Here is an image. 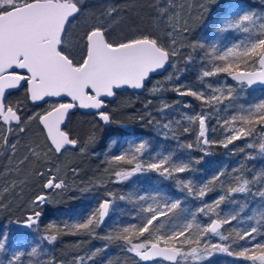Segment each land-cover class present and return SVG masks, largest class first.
<instances>
[{
    "label": "trees",
    "instance_id": "1",
    "mask_svg": "<svg viewBox=\"0 0 264 264\" xmlns=\"http://www.w3.org/2000/svg\"><path fill=\"white\" fill-rule=\"evenodd\" d=\"M153 1L155 3V0ZM82 4L85 11L92 14V19L100 17L108 24L113 40L130 37L141 31L154 33L146 29L144 24H140L139 17L146 15V11L149 10L143 0H82ZM113 6L121 10L120 14L107 17L105 15L107 10ZM135 6L140 8L139 13ZM242 10L253 11L264 17V0H222L220 4L212 6L210 11L196 17L194 24L187 26L188 31L179 34L184 47L180 50L178 59L171 61V68L166 74L152 79L143 94L135 95L129 91L117 93L114 100L108 103L105 110L112 114L115 123L103 126L95 115L75 113L71 116L67 130L86 145L85 151L81 152L78 147L62 154L50 152L56 159L65 154L62 160L66 171L63 177L67 185L65 189L58 192L43 190V183L47 181V177L35 178L34 175L39 171L36 169V160L30 171L28 170L22 178L17 180L10 175L5 176L7 162L18 165L29 155V145L37 147L26 135L29 126L42 131L41 126L37 120L27 124L26 138L22 137L25 140L24 145L23 143V146L18 145L15 155L6 158L0 164V189L13 183L12 180L17 181L15 194L11 195L13 198L8 199L10 192L0 191L3 202L8 205L6 207L8 210L6 208L0 210V237H6V240H0L6 245L5 249L0 251V264H8L14 253H24L16 264H51L52 261H55V264H79L80 260H83V264H168L158 261L141 263L134 253L126 250L127 246L122 241L107 237L115 236L125 226L133 224L139 226L148 215L141 211L142 207H147L148 204L153 206L159 204L163 207L165 203L170 204L177 200L181 202L180 207L167 217H161L155 225L157 227L159 224L163 225L160 234L180 229L193 219L195 224L192 231L196 232L197 226H207L213 218H230L231 215L238 214L236 220L222 225L220 229L223 235L230 237L229 241H221L219 236L215 235L205 239L210 243H228L235 240L237 243L233 244L232 250L238 251L237 244L244 242L237 240L236 232L257 227L256 238L264 242V199L257 194L264 191V153H261L258 147L259 143L264 142V137L256 138L257 132L262 131L261 126L255 125L256 132L253 136L235 141L227 148L220 144L224 140L225 130L222 121L230 120L233 115L247 114L246 110L254 109L258 103L264 101V90H250L246 86L241 88L240 85L231 83L227 74H219L224 76L223 81L217 80L219 89L225 96L231 89V96L217 105L215 110L200 100L179 94L189 89L200 91L196 85L203 81L202 72L210 70L214 64L223 63L214 61L204 49L200 47L193 49L188 45L203 44L208 53H211L212 47L215 46L217 54L222 55L229 47L240 44L241 47L237 51H243V44L247 43L250 34L240 30L217 31L225 19L235 18ZM83 21L84 17H81L79 21L73 22L74 40L83 32L85 27ZM129 27L131 29H128ZM229 59L233 60L232 57ZM233 62L240 63L241 67L238 69L240 71L255 70L251 67V61L248 67H244L242 59ZM164 105L169 107L161 111ZM39 111L41 110L38 109L36 112H43ZM205 113L209 116L206 126L211 129L208 139L216 142L208 146H203L197 141L198 123L188 120L189 116ZM165 123L169 124L168 129L163 128ZM185 128L189 131L185 132ZM144 141L147 142L146 151L139 159L153 162L164 155H172L174 161L188 162L191 170L174 174L173 179H166L155 171H149L134 174L127 180H120L115 173L128 171L132 166L124 162H112V157L130 153ZM45 143L48 147L46 140ZM189 143L193 144L192 149L186 147ZM249 143L255 147L248 148ZM37 148L41 149L40 146ZM66 156L71 157L68 163H65ZM197 159L200 160L199 163L195 162ZM218 173L223 175L217 179ZM181 179L185 183L192 181L194 189L192 193L178 183ZM245 179L249 181L250 191L229 192L230 188L240 186ZM205 185L206 195L201 198L199 189ZM43 192H49L50 200L42 205L41 209H37L43 213L39 229L35 227L24 229L21 224L31 214V209L27 206L29 198H35ZM109 194L114 200L106 222L92 233L70 227L74 223L83 222L101 201L109 198ZM140 195L156 199L136 202ZM221 195L225 199L217 207L214 202ZM120 196H124L125 199L121 200ZM205 205H211L214 211L199 213V208ZM49 225H55L59 229L58 238L52 244L44 239L49 234H57L49 229ZM65 225L69 227L66 228ZM137 239L133 237L134 242ZM33 248L37 249L35 256L29 255ZM176 264H183L181 258ZM189 264H247V262L234 255L218 253L207 260L192 261Z\"/></svg>",
    "mask_w": 264,
    "mask_h": 264
},
{
    "label": "snow or ice",
    "instance_id": "2",
    "mask_svg": "<svg viewBox=\"0 0 264 264\" xmlns=\"http://www.w3.org/2000/svg\"><path fill=\"white\" fill-rule=\"evenodd\" d=\"M155 10L157 18L167 16L170 20L169 9L160 5H150ZM127 10V9H125ZM118 7H110L105 14L113 17L120 14ZM84 17V29L73 39V22ZM230 30H240L250 34L249 40L243 44V51H237L240 44L229 47L223 54H217L216 47H212V52L208 53L203 44H190L189 47L204 49L214 61L223 63L214 64L210 70H204L202 77L211 78L219 74H227L236 80L241 88L251 87L254 84L264 85V17L253 11H243L235 18L225 19L223 25L217 28L218 32ZM188 31L187 25L177 28L174 23L169 24L168 34L171 37L170 44H164L158 36L148 32H137L130 37L118 40L111 38V29L100 17L92 19V14L85 11L82 0H0V148L5 151L11 150V155H15L19 135L26 133V126L32 120H37L45 132L48 142V152L62 154L69 148H77L81 152L85 151L86 145L76 136L67 130L66 120L73 109L95 110L96 115L105 124L115 123L111 113L106 111L107 98L117 95V90L130 87L132 89H142L145 87L149 77L165 69L175 57L180 55V47L183 41H177L173 33L183 34ZM232 57L233 60H230ZM236 59L244 61V67L249 66L258 71H240V63L233 62ZM191 62V57L188 58ZM171 79V77L169 78ZM212 89V85H208ZM22 89L24 96L22 99L11 100L13 90ZM155 91V89H153ZM179 91V90H177ZM219 95L206 96L203 91L186 90L179 92L180 95L191 96L200 100L204 105L216 109L223 100L229 99L228 95L216 88ZM51 98H56L51 103L48 110L43 113H36L33 116L24 117L23 109L26 103L37 102L48 103ZM66 98V102L62 100ZM169 106L164 105L161 111ZM247 114L233 115L231 119H224L222 126L225 127L224 140L221 146L227 148L235 141L253 136L256 132L255 125H260L264 132V101L258 103L254 109L246 110ZM143 118V117H142ZM209 119L207 113L189 116L190 122L198 123L199 132L197 141L204 146H208L215 141H210L206 136V120ZM164 129L169 128V124H163ZM188 132V128L184 129ZM16 137L10 140L9 137ZM147 142H140L130 153H122L112 157V162H124L131 165V169L123 172H116L120 180H127L137 173L155 171L166 179H173L174 174H182L190 171V164L184 161H174L172 155H164L153 162H145L142 157L146 151ZM188 149L193 148V144L186 145ZM248 148L255 145L249 143ZM261 153H264V142L258 145ZM29 155L20 161L26 163L30 159H35L37 163L46 159V153L35 151L31 145L28 146ZM207 154V153H205ZM199 163L200 160L195 161ZM75 170L73 169V172ZM42 176L43 173L37 172ZM223 173L217 174V179ZM178 183L189 193L194 191L192 181L185 183L179 180ZM249 181L242 180L240 186L229 189L230 193H245L250 191ZM16 183L5 186L0 191L9 193L14 191ZM67 187L63 180L49 178L43 188L50 192L62 190ZM206 185L199 189V197L206 195ZM264 199V191L257 193ZM120 199H125L120 196ZM155 200V197L140 195L136 202ZM225 197L219 196L215 200L218 207ZM50 200L49 192H43L31 201V214L25 218L24 226L27 228L40 227L42 217L41 206ZM114 198L109 194L108 199H104L83 222L72 224V229L92 233L100 227L105 218L109 215V209ZM180 201L165 203L163 207L157 204H148L142 207L141 211L147 213L143 222L137 226H125L121 228L115 236L108 239L122 241L129 253H134L141 261H152L155 258H163L167 261L175 262L177 258L182 261H204L215 253H226L229 256L242 258L247 264H264V242L257 240V227H251L243 231H237L238 241L244 244H237L238 251H233V240L228 243H210L205 237L212 235L219 236L221 241H229L230 237L221 233L222 225L230 224L237 219L238 214L231 215L230 218H213L207 226H197L198 231L193 232L195 219L185 223L179 230H173L167 234H160L162 224L155 226L161 217H167L169 213L180 207ZM3 197L0 196V210L6 208ZM211 205L199 208V213L213 212ZM218 215V214H217ZM49 229L57 234H49L44 239L49 243H54L58 238L59 229L55 225H49ZM65 227H69L65 225ZM133 237L138 238L134 242ZM6 240V237H0ZM255 241V243H252ZM4 242H0V251L5 249ZM187 248V250H185ZM37 249L33 248L29 255L35 256ZM24 253L13 254L8 260V264H16L20 261ZM51 264H55L52 261ZM83 264V260L79 261Z\"/></svg>",
    "mask_w": 264,
    "mask_h": 264
},
{
    "label": "rangeland",
    "instance_id": "3",
    "mask_svg": "<svg viewBox=\"0 0 264 264\" xmlns=\"http://www.w3.org/2000/svg\"><path fill=\"white\" fill-rule=\"evenodd\" d=\"M221 1L222 0H155L154 5H160V6H163V7H166L169 9V15L171 17H173L170 20L167 16L157 18L154 8L150 7V5H153L152 2L150 0H146V1L143 0V2H145L146 5L148 6L149 10L146 11L147 12L146 15L139 17L140 24H144L146 26V29H150L152 32L154 31V33H152V34L154 36H158L162 43L170 44L171 37L168 34L170 23H174L177 28H180L185 24L187 26L189 24H194V22H195L194 20H196V17L201 16L202 13H204V12L210 11L212 6L214 7L218 4H220ZM135 9H138L137 13H139L141 11L140 8H138L136 6H135ZM128 29H131V28L129 27ZM173 35L175 36L177 41H181V36H179L178 33H173ZM183 47H184V45L182 44V46L180 47V50H182ZM178 56L175 57L174 59H178ZM202 79H203V81L201 82V84H197L196 87H198L200 89V91H203L205 95L211 96L214 93H217L214 91V89L220 88V86L218 85L219 84L218 81H223L224 76L218 75L215 77L208 78L209 80L207 78L202 77ZM209 84L212 85V89L208 88ZM210 133H211V129H209L206 126L207 138L210 137ZM223 134H224L223 135V137H224L225 136V130L223 131ZM26 136L28 138H30L32 140V142L37 144L38 147L39 146L41 147V149H39L37 147H34V145H32V148L35 149V151L41 153V155H43L45 153L47 154L46 159L43 162L37 163V165H36V169L39 170L38 172L43 173V175L40 176V175L35 174L34 175L35 178L39 179L41 177L46 176L47 180L49 178H52V177L57 178V180H63L64 174L66 173V171L64 168V166H65L64 161L62 162V160H64L65 154H63L62 157H60V158H57V159L54 158L52 156V153L47 151L48 147H46L44 136H43L41 130L38 128H35L33 126H31V127L29 126ZM261 136L264 137V132L258 131L256 134V138H258V137L260 138ZM24 155H25V151H24ZM13 156L14 155H11V152H9L8 157L12 158ZM70 159H71V157L66 156L65 157V163L70 162ZM34 162H35V159H30L26 163H24V164L19 163L18 165H15V164L13 165L12 163L7 164L8 163L7 162L6 163L7 167L5 168L6 169L5 170L6 171L5 176L10 175L11 177H14L15 179L18 180L19 178H22L27 173V171L30 169V167H32L34 165L33 164ZM5 180H7V179H5ZM12 181L17 183L16 180H12ZM5 182L9 183L8 181H5ZM43 190H46V189L43 188ZM58 191H60V190H56V192H58ZM10 193L11 194L8 197V199L12 197L11 195L15 194L14 191H12ZM31 194L34 195L33 193H31ZM33 198L34 197L29 198V200L27 202L28 203L27 206L29 209L32 208L31 201L33 200ZM175 230H179V229H175ZM217 254L218 253H215L211 257H213L214 255H217ZM192 261L193 260H191V258H189L188 261H182L181 260V262L183 264H189Z\"/></svg>",
    "mask_w": 264,
    "mask_h": 264
},
{
    "label": "water",
    "instance_id": "4",
    "mask_svg": "<svg viewBox=\"0 0 264 264\" xmlns=\"http://www.w3.org/2000/svg\"><path fill=\"white\" fill-rule=\"evenodd\" d=\"M171 61H170V64L169 65H166V67H165V69H162V70H159L158 72H156V73H154V74H152L150 77H149V80L146 82V85L152 80V79H154V78H156L157 76H162V75H164V74H166L167 72H168V70L171 68ZM256 71H258L259 70V68H257V69H255ZM249 72H251V71H249ZM227 78H228V80L231 82V83H235V84H237V85H239V83L236 81V80H234V79H232V77H230V76H228L227 75ZM145 85V86H146ZM248 89H250V90H264V85H261V84H259V83H257V84H254V85H252L251 87H248V86H246ZM145 88V87H144ZM144 88H142V89H132V88H130V87H124V88H121V89H118L117 90V93H121V92H125V91H129V92H132V93H137V94H141L145 89ZM13 91H15V90H13ZM55 99L56 98H51L49 101H54L55 102ZM114 99V97H112V98H107V102H110V101H112ZM62 100L63 101H66V98H62ZM41 103H45V102H43V101H41V102H37V103H35V104H33V103H31L30 102V104L31 105H34V106H38V104H41ZM76 112H79L80 114H87V115H93V114H96L95 113V110H90V109H73V110H71L70 111V113H69V116H68V118H67V120H66V124L68 123V121H69V119H70V117H71V115H73V113H76ZM96 117H97V120H98V122L100 123V124H102L103 126H110V124L111 123H109V124H105L103 121H101L100 119H99V116L98 115H96ZM42 126V125H41ZM78 148V147H77ZM69 149H71V150H73V149H76V148H69ZM109 212H110V210H109ZM29 216V215H28ZM109 216V215H108ZM108 216L105 218V220H104V222H106V219L108 218ZM22 226H23V228L24 229H27V227H25L24 226V223H22L21 224ZM221 228H222V226H221ZM135 255V254H134ZM141 263H154V261H158V262H161V263H168V264H174V262H172V261H167V260H164L163 258H159V257H157V258H155L154 260H152V261H148V262H145V261H141L140 259H139V257H137V256H135ZM178 259H179V257L177 258V261H178ZM177 261L175 262V264L177 263Z\"/></svg>",
    "mask_w": 264,
    "mask_h": 264
},
{
    "label": "flooded vegetation",
    "instance_id": "5",
    "mask_svg": "<svg viewBox=\"0 0 264 264\" xmlns=\"http://www.w3.org/2000/svg\"><path fill=\"white\" fill-rule=\"evenodd\" d=\"M152 1V4L154 5V1L153 0H151ZM149 84V83H148ZM147 84V85H148ZM146 85V86H147ZM146 86H145V88H146ZM144 88V89H145ZM146 90V89H145ZM144 90V91H145ZM144 91L141 93V94H143L144 93ZM121 93H124V92H121ZM132 93V92H131ZM133 94H135V93H133ZM137 94V93H136ZM135 94V95H136ZM140 95V94H139ZM23 96H24V92H23V90L22 89H19V90H15V91H13V95L11 96V97H9V99H11V100H13V101H15V100H18V99H22L23 98ZM115 98V97H114ZM114 100V99H113ZM112 100V101H113ZM64 102H66V101H64ZM111 102V101H110ZM110 102H107V104L108 103H110ZM51 103H54V101H49L48 103H41V104H38V106H34V105H31L30 104V102H28V103H26V105H25V107H24V109H23V115H24V117H29V116H33V115H35L37 112L36 111H38V109L39 110H41V111H39V112H45L46 110H48V108H49V106H50V104ZM42 112V113H43ZM76 113H79V112H76ZM75 113H73V115H74ZM80 114V113H79ZM83 114V113H82ZM84 115H87V114H84ZM93 115H95V117H96V114H93ZM93 115H88V116H93ZM72 116V115H71ZM70 119H71V117H70ZM69 119V120H70ZM96 119H97V117H96ZM33 121V120H32ZM98 121V120H97ZM69 122V121H68ZM37 123H38V125L39 126H41L40 124H39V122L37 121ZM29 124V123H28ZM67 126H68V123H67ZM27 127V126H26ZM41 129H42V134H43V136H44V139L46 140V136H45V132H44V130H43V128H42V126H41ZM0 135H3V133L2 132H0ZM24 136V139L26 138L25 137V133H22V134H20L19 135V146H21L22 145V143L25 141L22 137ZM9 139L10 140H15L16 139V137H12V136H10L9 137ZM47 141V140H46ZM23 145H24V143H23ZM22 145V146H23ZM36 146H37V144H35ZM38 147V146H37ZM77 149V148H76ZM68 150H71V149H68ZM9 152H11V150L9 149L8 151H5V150H3L2 148H0V164L3 162V161H5L6 160V158L8 159V154H9Z\"/></svg>",
    "mask_w": 264,
    "mask_h": 264
},
{
    "label": "bare ground",
    "instance_id": "6",
    "mask_svg": "<svg viewBox=\"0 0 264 264\" xmlns=\"http://www.w3.org/2000/svg\"><path fill=\"white\" fill-rule=\"evenodd\" d=\"M8 206V205H7ZM7 209V208H6ZM8 210V209H7ZM30 215V214H29ZM17 222V221H16ZM21 222V221H20Z\"/></svg>",
    "mask_w": 264,
    "mask_h": 264
}]
</instances>
